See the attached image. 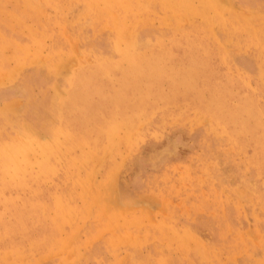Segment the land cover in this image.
Instances as JSON below:
<instances>
[{
  "label": "rangeland",
  "instance_id": "obj_1",
  "mask_svg": "<svg viewBox=\"0 0 264 264\" xmlns=\"http://www.w3.org/2000/svg\"><path fill=\"white\" fill-rule=\"evenodd\" d=\"M119 1L0 0V264H264V0Z\"/></svg>",
  "mask_w": 264,
  "mask_h": 264
},
{
  "label": "bare ground",
  "instance_id": "obj_2",
  "mask_svg": "<svg viewBox=\"0 0 264 264\" xmlns=\"http://www.w3.org/2000/svg\"><path fill=\"white\" fill-rule=\"evenodd\" d=\"M90 1H91V0H90ZM93 1H94V0H93ZM105 1H106V0H105ZM120 1H121V0H120ZM120 1H119L118 4H120ZM122 1H123V0H122ZM142 1H143V0H142ZM146 2H147V1H146ZM152 2H153V1H152ZM167 2H168V1H167ZM176 2H177V1H176ZM220 2H221V1H220ZM26 3H27V2H26ZM91 3H92V2H91ZM95 3H96V2H95ZM95 3H94V4H95ZM149 3H150V2H149ZM157 3H158V2H157ZM207 3H208V2H207ZM216 3H217V0H216ZM221 3H222V2H221ZM88 4H89V2H88ZM122 4H123V2H122ZM122 4H121V5H122ZM127 4H128V2H127ZM162 4H163V3H162ZM171 4H172V3H171ZM171 4H170V5H171ZM222 4H223V3H222ZM92 5H93V4H92ZM93 6H94V5H93ZM102 6H103V5H102ZM113 6H114V5H113ZM129 6H130V5H129ZM26 7H27V6H26ZM89 7H90V6H89ZM121 7H122V6H121ZM124 7H126V6L124 5ZM127 7H128V6H127ZM131 7H132V5H131ZM133 7H134V6H133ZM3 8H4V7H3ZM90 8H91V7H90ZM162 8H163V7H162ZM170 8H172V7H170ZM210 8H211V7H210ZM215 8H216V7H215ZM4 9H5V8H4ZM141 9H142V7H141ZM211 9H212V8H211ZM0 10H1V9H0ZM29 10H31V8H30ZM89 10H90V9H89ZM98 10H99V8H98ZM117 10H118V8H117ZM117 10H116V11H117ZM162 10H163V9H162ZM167 10H168V9H167ZM179 10H182V9H179ZM27 11H28V10H27ZM78 11H80V10H78ZM116 11H115V12H116ZM128 11H130V10H128ZM131 11H132V10H131ZM134 11H136V10H134ZM163 11H164V10H163ZM168 11H169V10H168ZM170 11H171V10H170ZM177 11H178V10H177ZM113 12H114V11H113ZM123 12H124V11H123ZM165 12H166V11H165ZM179 12H180V11H179ZM201 12H202V11H201ZM28 13H29V12H28ZM92 13H93V12H92ZM111 13H112V12H111ZM116 13H118V12H116ZM149 13H150V12H149ZM166 13H167V12H166ZM169 13H170V12H169ZM0 14H1V13H0ZM31 14H32V13H31ZM33 14L35 15V13H33ZM121 14H122V13H121ZM130 14H131V13H130ZM132 14H133V13H132ZM136 14H137V13H136ZM181 14H182V13H181ZM190 14H191V13H190ZM3 15H4V12H3ZM21 15H22V14H21ZM24 15H25V14H24ZM27 15H28V14H27ZM76 15H77V14H76ZM90 15H91V13H90ZM96 15H97V14H96ZM114 15H115V14H114ZM116 15H117V14H116ZM122 15H123V14H122ZM151 15H152V14H151ZM174 15H175V14H174ZM185 15H186V14H185ZM197 15H199V14H197ZM1 16H2V15H1ZM5 16H6V15H5ZM9 16H11V15H9ZM9 16H8V17H9ZM15 16H16V15H15ZM85 16H86V15H85ZM87 16H88V15H87ZM99 16H100V15H99ZM118 16H119V15H118ZM128 16H129V15H128ZM177 16H178V15H177ZM187 16H188V15H187ZM8 17H6L5 19H7ZM22 17H23V15H22ZM35 17H36V16H35ZM104 17H105V16H104ZM124 17H125V15H124ZM153 17H154V16H153ZM180 17H181V16H180ZM219 17H220V16H219ZM10 18H12V17H10ZM10 18H9V19H10ZM14 18H16V17H14ZM92 18H93V17H92ZM92 18H91V19H92ZM129 18H130V17H129ZM151 18H152V17H151ZM169 18H170V17H169ZM3 19H4V18H3ZM18 19H19V18H18ZM33 19H34V17H33ZM33 19H32V20H33ZM109 19H110V18H109ZM122 19H123V18H122ZM125 19H126V18H125ZM132 19H133V18H132ZM138 19H139V18H138ZM170 19H171V18H170ZM221 19H222V17H221ZM16 20H17V19H16ZM101 20H102V19H101ZM104 20H105V19H104ZM110 20H111V19H110ZM119 20H120V19H119ZM166 20H167V19H166ZM223 20H224V19H223ZM223 20H222V21H223ZM105 21H107V20H105ZM122 21H123V20H122ZM154 21H155V20H154ZM168 21H169V19H168ZM180 21H181V20H180ZM182 21H183V20H182ZM0 22H1V21H0ZM9 22H10V21H9ZM21 22H22V21H21ZM21 22H20V23H21ZM125 22H126V21H125ZM128 22H130V21H128ZM107 23H108V22H107ZM121 23H122V22H121ZM126 23H127V22H126ZM182 23H183V22H182ZM223 23H224V22H223ZM123 24H124V22H123ZM128 24H129V23H128ZM148 24H150V23H148ZM212 24H213V23H212ZM234 24H235V23H234ZM238 24H239V23H238ZM241 24H242V23H241ZM3 25H4V23H3ZM99 25H100V24H99ZM133 25H134V24H133ZM143 25H144V24H143ZM246 25H247V24H246ZM25 26H26V25H25ZM113 26H114V25H113ZM125 26H126V25H125ZM237 26H238V25H237ZM244 26H245V25H244ZM168 27H169V26H168ZM168 27H167V28H168ZM202 27H203V26H202ZM220 27H221V26H220ZM252 27L254 28V26H252ZM198 28H199V27H198ZM242 28H243V27H242ZM256 28H257V27H256ZM259 28H260V27H259ZM33 29H34V28H33ZM139 29L141 30V27H139ZM143 29H144V28H143ZM145 29H146V28H145ZM171 29H172V28H171ZM204 29H205V28H204ZM224 29H226V28L224 27ZM239 29H241V28L239 27ZM257 29H258V28H257ZM260 29H261V28H260ZM0 30H1V29H0ZM162 30H163V29H162ZM169 30H170V29H169ZM200 30H201V29H200ZM205 30H206V29H205ZM244 30H246V29L244 28ZM244 30H243V32H244ZM25 31H26V30H25ZM25 31H24V32H25ZM34 31H36V29H35ZM117 31H118V30H117ZM164 31H166V30H164ZM206 31H207V30H206ZM223 31H224V30H223ZM238 31H239V30H238ZM257 31H258V30H257ZM2 32H3V31H2ZM137 32H138V31H137ZM142 32H143V31H142ZM184 32H185V31H184ZM184 32H183V33H184ZM200 32H201V31H200ZM213 32H214V31H213ZM225 32H226V31H225ZM254 32H255V31H254ZM27 33H28V32H27ZM27 33H26V34H27ZM191 33H192V32H191ZM203 33H204V32H203ZM209 33H210V31H209ZM0 34H1V33H0ZM118 34H119V33H118ZM199 34H200V33H199ZM228 34H229V33H228ZM240 34H241V31H240ZM1 35H2V34H1ZM254 35H255V34H254ZM256 35H257V34H256ZM256 35H255V36H256ZM263 35H264V34H263ZM3 36H4V35H3ZM25 36H26V35H25ZM32 36H33V35H32ZM146 36H147V35H146ZM179 36H180V34H179ZM206 36H207V35H206ZM258 36H259V35H258ZM30 37H31V36H30ZM173 37H174V36H173ZM204 37H205V36H204ZM4 38H5V37H4ZM4 38H3V40H5ZM40 38H41V37H40ZM139 38H140V37H139ZM206 38H207V37H206ZM233 38H234V37H233ZM6 39H7V38H6ZM8 39H9V38H8ZM8 39H7V40H8ZM10 39H11V38H10ZM173 39H174V38H173ZM209 39H210V38H209ZM236 39H237V38H236ZM168 40H169V38H168ZM182 40H183V39H182ZM189 40H190V39H189ZM207 40H208V39H207ZM8 41H9V40H8ZM10 41H12V39H11ZM40 41H41V40H40ZM183 41H184V40H183ZM258 41L260 42V40H258ZM35 42H36V40H35ZM180 42H181V41H180ZM198 42H199V41H198ZM246 42H248V41H246ZM252 42H253V41H252ZM252 42H251V43H252ZM6 43H7V42H6ZM37 43H38V42H37ZM15 44H16V43H15ZM196 44H197V43H196ZM213 44H214V43H213ZM215 44H217V43H215ZM248 44H250V43H248ZM254 44H255V43H254ZM26 45H27V44H26ZM41 45H42V44H41ZM132 46H133V45H132ZM134 46H135V45H134ZM139 46H140V45H139ZM170 46H171V45H170ZM182 46H183V45H182ZM191 46H192V45H191ZM259 46H260V44H259ZM263 46H264V45H263ZM263 46L261 47V49L263 48ZM135 47H137V45H136ZM28 48H29V47H28ZM174 48H175V47H174ZM174 48H173V50H174ZM19 49H20V47H19ZM21 49H22V48H21ZM31 49H32V48H31ZM33 49H34V48H33ZM200 49H201V48H200ZM213 49H214V48H213ZM28 50H29V49H28ZM141 50H142V49H141ZM173 50H172V52H173ZM181 50H182V49H181ZM263 50H264V48H263ZM19 51H20V50H19ZM23 51H24V50H23ZM25 51H26V50H25ZM38 51H39V50H38ZM204 51H205V50H204ZM216 51H217V50H216ZM30 52H31V51H30ZM123 52H124V51H123ZM127 52H128V51H127ZM132 52H133V51H132ZM176 52H177V51H176ZM193 52H194V50H193ZM25 53H26V52H25ZM174 53H175V52H174ZM21 54H23V52H21ZM26 54L28 55V53H26ZM19 55H20V54H19ZM179 55H180V54H179ZM183 55H184V54H183ZM200 55H201V54H200ZM206 55H207V54H206ZM219 55H220V54H219ZM12 56H13V55H12ZM33 56H34V55H33ZM35 56H37V55H35ZM58 56H59V55H58ZM132 56H133V55H132ZM22 57H23V56H22ZM199 57H200V56H199ZM201 57H202V56H201ZM204 57H205V56H204ZM261 57H262V56H261ZM2 58H3V57H2ZM12 58H13V57H12ZM20 58H21V57H20ZM31 58H32V57H31ZM132 58H133V57H132ZM227 58H228V57H227ZM15 59H16V56H15ZM54 59H55V58H54ZM2 60H3V59H2ZM2 60H1V62H2ZM24 60H25V59H24ZM56 60H57V59H56ZM216 60H217V59H216ZM17 62H18V61H17ZM25 62H26V61H25ZM25 62H24V63H25ZM235 62H236V60H235ZM14 63H15V62H14ZM210 63H211V62H210ZM223 63H224V62H223ZM25 64H26V63H25ZM7 66H8V65H7ZM168 66H169V65H168ZM170 66H171V65H170ZM230 66H231V64H230ZM5 67H6V66H5ZM174 67H175V66H174ZM189 67H190V66H189ZM6 68H7V67H6ZM225 69H226V68H225ZM2 70H3V69H2ZM18 70H19V69H18ZM226 70H227V69H226ZM105 71H106V70H105ZM105 71H104V72H105ZM218 71H219V70H218ZM104 72H103V73H104ZM216 72H217V70H216ZM98 73H100V72H98ZM104 74H105V73H104ZM5 75H7V74H5ZM5 75H4V76H5ZM20 75H21V74H20ZM223 75H224V74H223ZM96 76H97V75H96ZM220 76H221V74H220ZM215 78H216V77H215ZM3 80H4V79H3ZM1 84H2V83H1ZM215 86H216V85H215ZM224 88H225V87H223V89H224ZM226 88H227V87H226ZM219 91H220V90H219ZM225 91H226V89H225ZM225 91H224V94H225ZM242 91H243V90H242ZM243 92H244V91H243ZM216 93H217V92H216ZM228 93H229V92H228ZM222 94H223V93H222ZM241 94H242V93H241ZM194 95H195V94H194ZM218 95H219V93H218ZM228 95H229V94H228ZM192 96H193V95H192ZM224 96H225V95H224ZM239 96H240V93H239ZM244 96H245V95H244ZM244 96H243V97H244ZM189 97H190V96H189ZM241 97H242V96H241ZM195 98H196V97H195ZM216 99H219V98L217 97ZM239 99H240V97H239ZM239 99H238V100H239ZM247 99H248V98H247ZM247 99H246V100H247ZM190 100H191V99H190ZM243 100H244V99H243ZM181 101H182V100H181ZM192 103H194V102H192ZM192 103H190V104H192ZM66 104H67V103H66ZM187 104H188V103H187ZM187 104H186V105H187ZM242 104H243V103H242ZM242 104H241V105H242ZM248 104H249V103H248ZM248 104H246L245 107H247ZM154 108H155V107H154ZM175 109H176V108H175ZM238 109H239V108H238ZM238 109H237V111H238ZM242 109H243V108H242ZM173 110H174V109H173ZM244 110H245V109H244ZM246 110H247V109H246ZM155 111H156V110H155ZM160 111H161V110H160ZM163 111H164V110H163ZM252 111H253V110H252ZM136 112H137V111H136ZM136 112H135V113H136ZM141 112H143V111H141ZM169 112H170V111H169ZM231 112H232V111H231ZM238 112H239V111H238ZM238 112H237V113H238ZM249 112H250V111H249ZM178 113H179V111H178ZM178 113H177V114H178ZM62 114H63V113H62ZM127 114H128V113H127ZM127 114H126V115H127ZM154 114H155V112H154ZM163 114H164V113H163ZM177 114H176V115H177ZM179 114H180V113H179ZM242 114H243V113H242ZM245 114H246V113H245ZM131 115H132V113H131ZM151 115H152V113H151ZM155 115H156V114H155ZM238 115H239V113H238ZM251 115H252V114H251ZM63 116H65V115H63ZM73 116H74V115H73ZM77 116H78V115H77ZM80 116H81V115H80ZM158 116H159V115H158ZM166 116H167V115H166ZM182 116H183V115H182ZM240 116H241V114H240ZM248 116H249V115H248ZM81 117H82V116H81ZM162 117H163V116H162ZM74 118H75V117H74ZM151 118H152V117H151ZM236 118H237V117H236ZM247 118H248V117H247ZM71 119H72V117H71ZM76 119H77V118H76ZM111 119H112V118H111ZM121 119H122V118H121ZM124 119H125V118H124ZM64 120H66V119H64ZM74 120H75V119H74ZM93 120H94V119H93ZM113 120H114V119H113ZM136 120H137V119H136ZM159 120H160V119H159ZM166 120H167V119H166ZM238 120H239V119H238ZM62 121H63V120H62ZM71 121H72V120H71ZM87 121H88V120H87ZM97 121L99 122V119H98ZM119 121H120V120H119ZM121 121H123V120H121ZM154 121H155V120H154ZM245 121H246V120H245ZM77 122H79V121H77ZM81 122H82V121H81ZM81 122H80V123H81ZM90 122H91V121H90ZM94 122H95V121H94ZM109 122H111V121H109ZM109 122H108V123H109ZM117 122H118V121H117ZM137 122H138V121H137ZM151 122H152V121H151ZM233 122H235V120H234ZM236 122H239V121H236ZM67 123H68V122H67ZM82 123H83V122H82ZM87 123H88V122H87ZM105 123H106V122H105ZM244 123H245V122H244ZM248 123H249V122H248ZM248 123H246V124H248ZM70 124H72V122H71ZM70 124H69V125H70ZM73 124H74V123H73ZM76 124H77V123H76ZM84 124H85V123H84ZM167 124H168V123H167ZM231 124H232V123H231ZM235 124H236V123H234V125H235ZM246 124H243V125L245 126ZM168 125H169V124H168ZM260 125H261V124H260ZM260 125L257 124V126H256V124H255V126L258 127V128H259ZM64 126H65V124H64ZM70 126H72V125H70ZM73 126H74V125H73ZM83 126H84V125H83ZM83 126H82V127H83ZM117 126H118V125H117ZM240 126H241V125H240ZM262 126H263V125H262ZM24 127H25V126H24ZM102 127H103V126H102ZM109 127H111V125H110ZM238 127H239V125H238ZM260 127H261V126H260ZM232 128H233V127H232ZM23 129H24V128H23ZM66 129H67V128H66ZM72 129H74V128H72ZM78 129H80V128H78ZM88 129H89V128H88ZM241 129H242V128H241ZM243 129H244V131H246L245 128H243ZM248 129H249V128H248ZM248 129H247V130H248ZM29 130H30V129H29ZM103 130H104V129H102V132H103ZM228 130H229V129H228ZM230 130H231V129H230ZM31 131H32V130H31ZM67 131H69V130H67ZM77 131H79V130H77ZM121 131H122V130H121ZM15 132H16V131H15ZM65 132H66V131H65ZM69 132H70V131H69ZM117 132H118V129H117ZM230 132H231V131H230ZM232 132H233V131H232ZM104 133H105V132H104ZM114 133H115V132H114ZM129 133H131V132H129ZM227 133H229V132H227ZM27 134H28V133H27ZM70 134H71V133H70ZM111 134H112V133H111ZM117 134H118V133H117ZM250 134H251V133H250ZM263 134H264V133H263ZM17 135H18V134H17ZM89 135H90V134H89ZM94 135H95V134H94ZM100 135H101V134H100ZM103 135H104V134H103ZM128 135H129V134H128ZM226 135H227V134H226ZM242 135H244V133H242ZM59 136H60V135H59ZM59 136H58V137H59ZM61 136H62V135H61ZM82 136H83V135H82ZM96 136H97V135H96ZM109 136H110V135H109ZM230 136H231V134H230ZM237 136H238V135H237ZM237 136H236V137H237ZM239 136H240V135H239ZM263 136H264V135H263ZM263 136H262V137H263ZM66 137H67V136H66ZM78 137H79V136H78ZM97 137H98V136H97ZM101 137H103V136H101ZM125 137H126V136H125ZM134 137H135V136H134ZM250 137H251V136H250ZM259 137H260V135H259ZM14 138H15V137H14ZM16 138H18V137H16ZM16 138H15V139H16ZM24 138H25V137H24ZM69 138H70V137H69ZM93 138H95V136H94ZM126 138H127V137H126ZM130 138H131V136H130ZM251 138H252V137H251ZM257 138H258V136H257ZM21 139H23V138H21ZM77 139H78V138H77ZM96 139H97V138H96ZM135 139H136V138H135ZM145 139H146V138H145ZM233 139H234V138H233ZM17 140H18V139H17ZM26 140H27V139H26ZM57 140H58V139H57ZM82 140H84V139H82ZM82 140H81V141H82ZM85 140H87V138H86ZM97 140H99V139H97ZM104 140H105V139H104ZM234 140H235V139H234ZM254 140H255V139H254ZM261 140H263V139H260V140H259V143H260ZM4 141H5V140H4ZM12 141H13V139H12ZM35 141H36V139H35ZM63 141H64V140H63ZM72 141H73V140H72ZM76 141H77V140H76ZM91 141H92V140H91ZM107 141H109V140H107ZM111 141H112V140H111ZM2 142H3V141H2ZM7 142H8V141H7ZM15 142H16V141H15ZM32 142H33V140H32ZM36 142H37V141H36ZM77 142H78V141H77ZM86 142L88 143V141H86ZM234 142H237V141L235 140ZM238 142H239V140H238ZM256 142H257V141H256ZM62 143H63V142H62ZM67 143H68V142H67ZM79 143H80V142H79ZM79 143H78V144H79ZM130 143H131V142H130ZM145 143H146V142H145ZM6 144H7V143H6ZM22 144H23V143H22ZM51 144H52V143H51ZM58 144H59V143H58ZM72 144H73V143H72ZM75 144H76V143H75ZM117 144H118V143H117ZM120 144H121V143H120ZM120 144H119V145H120ZM256 144H257V143H256ZM262 144H263V143H262ZM52 145H53V144H52ZM62 145H63V144H62ZM66 145H67V144H66ZM83 145H84V144H83ZM89 145H90V144H89ZM89 145H88V146H89ZM105 145H106V144H105ZM231 145H232V144H231ZM245 145H246V144H245ZM254 145H255V144H254ZM9 146H10V144H9ZM22 146H23V145H22ZM34 146H36V145H34ZM58 146H59V145H58ZM77 146H78V145H77ZM108 146H109V145H108ZM232 146H233V145H232ZM249 146H250V145H249ZM6 147H7V146H6ZM48 147H49V145H48ZM71 147H72V146H71ZM109 147H110V146H109ZM116 147H118V146L116 145ZM27 148H28V146H27ZM36 148H37V147H36ZM113 148H114V147H113ZM258 148H259V147H258ZM262 148H263V147L261 146V149H262ZM46 149H47V148H46ZM52 149H53V148H52ZM61 149H62V148H61ZM66 149H67V147H66ZM82 149H83V148H82ZM116 149H117V148H116ZM139 149H140V148H139ZM247 149H248V148H247ZM256 149H257V148H256ZM31 150H32V149H31ZM70 150L72 151V149H70ZM70 150H69V151H70ZM75 150H76V149H75ZM77 150H78V149H77ZM96 150H97V149H96ZM112 150H113V149H112ZM133 150H134V149H133ZM234 150H235V149H234ZM8 151H9V150H8ZM38 151H40V150H38ZM48 151H49V150H48ZM50 151H51V150H50ZM86 151H87V150H86ZM90 151H91V150H90ZM98 151H99V150H98ZM116 151H117V150H116ZM140 151H141V150H140ZM54 152H55V151H54ZM84 152H85V151H84ZM84 152H83V153H84ZM95 152H96V151H95ZM108 152H109V151H108ZM114 152H115V151H114ZM246 152H247V151H246ZM258 152H259V150H258ZM258 152H254V153L257 154ZM263 152H264V151H263ZM10 153H11V152H10ZM62 153H63V152H62ZM80 153H81V152H80ZM86 153H87V152H86ZM88 153H89V152H88ZM88 153H87V154H88ZM96 153H97V152H96ZM104 153H106V151H105ZM247 153H248V152H247ZM31 154H32V153H31ZM81 154H82V153H81ZM87 154H86V155H87ZM235 154H236V153H235ZM256 154H255V155H256ZM0 155H1V154H0ZM8 155H9V154H8ZM44 155H45V154H44ZM51 155H52V154H51ZM89 155H90V154H89ZM89 155H88V156H89ZM96 155H97V154H96ZM113 155H114V154H113ZM12 156H13V155H12ZM46 156H47V155H46ZM54 156H55V155H54ZM77 156H79V155H77ZM44 157H45V156H44ZM93 157H94V156H93ZM253 157H254V156H253ZM259 157H260V156H259ZM0 158H1V157H0ZM49 158H50V157H49ZM51 158H53V157H51ZM65 158H66V157H65ZM99 158H100V157H99ZM103 158H104V157H103ZM109 158H110V157H109ZM256 158H257V157H255V159H256ZM261 158H262V157H261ZM70 159H71V158H70ZM87 159H88V158H87ZM251 159H252V158H251ZM55 160H56V159H55ZM15 161H17V160H15ZM47 161H48V160H47ZM59 161H60V160H59ZM61 161H62V160H61ZM70 161H71V160H70ZM74 161H75V160H74ZM88 161H89V160H88ZM255 161H256V160H255ZM257 161L260 162V160H258V159H257ZM72 162H73V161H72ZM68 163H69V162H67V164H68ZM46 164H47V163H46ZM76 164H77V163H76ZM80 164H81V163H80ZM86 164H87V163H86ZM252 164H253V163H252ZM68 165H69V164H68ZM72 165H73V164H72ZM102 165H103V164H102ZM256 165H257V163H256ZM35 166H36V165H35ZM96 166H97V164H96ZM36 167H37V166H36ZM54 167H55V165H54ZM59 167H60V166H59ZM59 167H58V168H59ZM76 167H77V166H76ZM76 167H75V168H76ZM80 167H81V166H79V168H80ZM263 167H264V166H263ZM27 168H28V167H27ZM33 168H34V167H33ZM65 168H66V165H65ZM92 168H94V167H92ZM54 169H55V168H54ZM73 169H74V166H73ZM76 169L79 170L78 168H76ZM84 169H86V168H84ZM38 171H39V170H38ZM38 171H36V172H38ZM43 171H44V170H43ZM59 171L61 172V170H59ZM73 171H74V170H73ZM81 171H82V170H81ZM40 172H42V171H40ZM44 172H45V171H44ZM46 172H47V171H46ZM50 172H51V171H50ZM50 172H49V173H50ZM94 172H95V171H94ZM108 172H109V171H108ZM57 173H58V172H57ZM67 173H68V172H66V174H67ZM46 174H47V173H46ZM52 174H53V173H52ZM54 174H55V173H54ZM69 174H70V173H69ZM108 174H109V173H108ZM38 175H40V174H38ZM43 175H45V174H43ZM71 175H72V174H71ZM93 175H94V174H93ZM263 175H264V174H263ZM45 176H46V175H45ZM57 176H58V175H57ZM53 177H55V175H53ZM63 177H64V176H63ZM66 177H67V176H66ZM70 177H71V176H70ZM92 177H93V176H92ZM58 178H59V177H58ZM64 178H65V177H64ZM72 178H73V177H72ZM72 178H71V179H72ZM84 178H85V177H84ZM29 179H30V178H29ZM34 179H35V178H34ZM41 179H42V178H41ZM43 179H44V176H43ZM54 179H55V178H53V180H54ZM65 179H66V178H65ZM81 179H83V178H81ZM81 179H80V180H81ZM87 179H88V178H87ZM30 180H31V179H30ZM59 180H60V179H59ZM66 180H67V179H66ZM76 180H77V179H76ZM54 181H55V180H54ZM87 181H88V180H87ZM69 182H70V181H69ZM74 182H75V181H74ZM85 182H86V181H85ZM23 183H25V182L23 181ZM45 183H47V182H45ZM81 183H82V182H81ZM87 183H88V182H87ZM27 184H28V183H27ZM83 184H84V183H83ZM1 185H2V184H1ZM31 185H32V184H30V186H31ZM85 185H86V184H85ZM85 185H84V186H85ZM87 185H88V184H87ZM8 186H10V185H8ZM28 186H29V185H28ZM32 186H33V185H32ZM32 186H31V187H32ZM60 186H61V185H60ZM74 186H75V184H74ZM35 187H36V186H35ZM88 187H89V186H88ZM263 187H264V186H263ZM45 188H46V187H45ZM45 188H44V189H45ZM49 188H50V187H49ZM66 189H67V188H66ZM74 189H75V188H74ZM49 190H50V189H49ZM7 191H8V190H7ZM15 191H16V190H15ZM26 191H27V190H26ZM53 191H54V190H53ZM12 192H13V191H12ZM57 192H58V191H57ZM74 192H75V191H74ZM32 193H33V192H32ZM46 193H47V192H46ZM49 193H50V192H49ZM12 194H13V193H12ZM7 195H8V194H7ZM42 195H43V194H42ZM45 195H46V194H45ZM51 195H52V194H51ZM13 196H14V195H13ZM58 196H59V195H58ZM59 197H62V196H59ZM64 197H65V196H64ZM2 198H3V197H2ZM2 198H1V199H2ZM50 198H51V197H50ZM54 198H55V197H54ZM51 199H52V198H51ZM67 199H68V198H67ZM72 199H73V197H72ZM38 200H39V199H38ZM41 201H42V199H41ZM48 201H49V200H48ZM62 201H63V200H62ZM20 202H21V201H20ZM39 202H40V200H39ZM50 202H51V201H50ZM40 203H41V202H40ZM54 203H55V202H54ZM67 204H68V203H67ZM71 204H72V203H71ZM49 205H50V204H49ZM66 206H67V205H66ZM69 206H70V205H69ZM71 207H72V206H70V208H71ZM42 208H43V207H42ZM4 210H5V209H4ZM8 210H9V209H8ZM17 210H18V209H17ZM45 210H46V209H45ZM65 210H66V209H65ZM71 210H72V209H71ZM48 211H49V209H48ZM52 211H53V209H52ZM58 211H59V210H58ZM61 211H62V210H61ZM66 213H67V212H66ZM66 213H65V214H66ZM47 214H49V212H48ZM64 216H65V215H64ZM67 216H68V215H67ZM72 216H73V214H72ZM68 217H69V216H68ZM35 218H36V217H35ZM50 218H51V217H50ZM7 219H8V218H7ZM43 219H44V218H43ZM51 219H52V218H51ZM51 219H50V220H51ZM63 219H64V218H63ZM33 220H34V219H33ZM35 220H37V219H35ZM65 220H66V219H65ZM65 220H64V221H65ZM69 221H71V220H69ZM29 222H30V221H29ZM44 222H45V221H44ZM61 223H62V222H61ZM63 223H64V222H63ZM65 223H66V222H65ZM69 223H70V222H69ZM18 225H19V224H18ZM22 225H23V224H22ZM49 225H50V223H49ZM57 225H58V224H57ZM61 225H62V224H61ZM58 226H59V225H58ZM65 226H66V225H65ZM19 227H20V226H19ZM50 227H51V226H50ZM54 227H56V226H54ZM59 227H60V226H59ZM2 228H3V227H2ZM25 228H26V227H25ZM57 228H58V227H57ZM34 229H35V228H34ZM64 229H65V228H64ZM0 230H1V229H0ZM2 231H3V230H2ZM13 231H14V230H13ZM57 231H58V229H57ZM189 231H190V230H189ZM183 232H184V230H183ZM23 233H24V232H23ZM30 233H32V232H30ZM61 233H62V232H61ZM187 233H188V232H187ZM187 233H186V234H187ZM189 233H190V232H189ZM20 234H21V233H20ZM1 235H2V234H1ZM1 235H0V236H1ZM10 235H11V234H10ZM183 235H184V234H182V236H183ZM15 236H16V235H15ZM42 236H43V235H42ZM45 237H46V236H45ZM56 237H57V236H56ZM180 237H181V236H180ZM40 238H42V237H40ZM184 238H185V237H184ZM14 239H15V238H14ZM58 239H60V238H58ZM180 239H181V238H180ZM182 239H183V238H182ZM6 240H7V239H6ZM16 240H17V239H16ZM29 240H31V239H29ZM41 240H42V239H41ZM45 240H46V239H45ZM33 241H34V240H33ZM43 241H44V240H43ZM182 241H183V240H182ZM183 242H184V241H183ZM2 243H3V242H2ZM46 243H47V242H46ZM51 243H52V242H51ZM51 243H50V244H51ZM53 243H54V242H53ZM39 244H41V243H39ZM7 245H8V244H7ZM25 245H27V244H25ZM36 245H37V244H36ZM48 245H49V244H48ZM58 245H59V244H58ZM30 246H31V245H30ZM56 246H57V245H56ZM47 247H48V246H47ZM50 247H52V246H50ZM58 247H59V246H58ZM3 248H5V247H3ZM8 248H9V247H8ZM21 248L23 249V247H21ZM37 248H38V247H37ZM37 248H36V249H37ZM1 249H2V248H1ZM26 249H27V248H26ZM3 250H4V249H3ZM7 250H8V249H7ZM28 250H29V249H28ZM44 250H45V249H44ZM24 251H25V250H24ZM38 251H39V250H38ZM42 251H43V250H42ZM42 251H41V252H42ZM21 252H22V250H21ZM39 252H40V251H39ZM197 253H198V252H197ZM5 254H6V253H5ZM12 254H13V253H12ZM14 254H15V253H14ZM29 254H30V252H29ZM200 254H201V253H200ZM15 255H16V254H15ZM4 256H6V255H4ZM0 257H1V256H0ZM196 257H197V256H195V258H196ZM35 258H36V257H35ZM39 259H40V258H39ZM7 260H8V259H7ZM15 262H16V261H15ZM157 262H158V261H157ZM10 263H11V262H10ZM39 264H40V263H39ZM158 264H159V262H158Z\"/></svg>",
  "mask_w": 264,
  "mask_h": 264
}]
</instances>
